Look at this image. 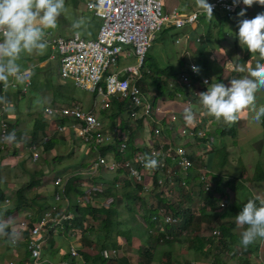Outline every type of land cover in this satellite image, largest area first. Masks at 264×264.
<instances>
[{
	"label": "built area",
	"instance_id": "built-area-1",
	"mask_svg": "<svg viewBox=\"0 0 264 264\" xmlns=\"http://www.w3.org/2000/svg\"><path fill=\"white\" fill-rule=\"evenodd\" d=\"M213 5L212 13L222 12L226 16L234 14L243 4H233L232 0H209ZM86 7L101 20L95 37L86 39L77 34L69 37L53 36L50 40L52 54L59 59V74L63 80H70L75 87L92 94L93 104L89 109H84L80 104L72 105H49L44 108V115L53 120L54 131L63 133L69 130L75 137L91 148L94 169H105L109 172L121 170L133 184L139 185V193H149L152 187L148 184L151 179L163 202H169L174 198L172 183H176L177 172L186 173L194 166V156L185 147L175 142V139H162L159 128L151 130L156 141L149 147L137 149L131 156L126 151V136L118 128L107 127L106 119L101 118L97 111L109 109L113 99H125L126 115L131 120L142 118V126L149 123L164 124L169 131L173 130L175 116L164 110V105L155 100L154 92L151 90L141 91L137 81L143 79L150 69L146 66V54L149 50L154 34L161 30L166 23L178 28L192 27L198 23L200 11H184L178 7L171 8L166 14H162L163 3L161 0H87ZM203 11V10H202ZM2 36V33H0ZM199 41V36L196 37ZM178 42V40H176ZM132 56L135 63L126 65L121 69L112 71L121 57ZM194 62H189L184 69L180 70L175 78L168 80L167 85L173 88L175 83L181 87L180 91L174 92V97L183 99L187 103L193 102L197 97L195 94L206 89L207 76L199 71L193 72ZM14 80L24 82L23 92L31 84L30 70H18L15 75H9ZM147 77V76H146ZM5 86H1V91ZM0 93V98H1ZM169 98V96H167ZM196 105L195 101L193 102ZM0 149L7 145L8 126L7 121L1 116L6 107L0 102ZM167 114V115H166ZM164 119V120H162ZM180 136L188 140L205 139L212 143L214 137L207 134L204 127L190 126L184 124L175 130L174 137ZM120 139L117 151L121 158L116 160L111 151L101 153V148L113 144ZM33 161L39 158L40 147L30 144L25 147ZM27 154V153H25ZM24 154V155H25ZM155 158V167H146L145 159ZM194 158V159H193ZM170 160V164L168 163ZM206 173V170L202 174ZM187 174V173H186ZM185 174V175H186ZM201 180L202 175L200 176ZM87 182V181H86ZM82 183L83 194L77 203H92L97 201V195L105 190L101 183ZM183 183V181H182ZM55 185H59L61 191L53 195V203L42 211L37 218H30L28 215L20 219L12 227L10 232L15 233L11 238L3 232L1 240L7 241L10 245L16 246L24 243L25 251L28 253L29 264H90L85 262L83 257L78 255L75 247L70 246L68 257L58 261H47L42 256L43 245L57 232H60L64 221H70L73 214L65 208L69 202L62 193L63 179L57 177ZM123 184L114 183L115 189H120ZM209 187L205 182L204 189ZM64 202V203H61ZM114 202L113 196L106 197L101 203L108 206ZM59 203L64 204V209L59 212ZM61 210V209H60ZM36 220L33 223V220ZM150 219L155 225H176L178 218L165 212L164 207H158L155 213L150 214ZM74 230L72 235H75ZM220 231L213 229L212 236H219ZM116 249L104 248L99 254L105 259L116 257ZM238 257V256H237ZM245 258V257H243ZM8 264H17L9 260ZM164 264H170L165 262Z\"/></svg>",
	"mask_w": 264,
	"mask_h": 264
},
{
	"label": "rangeland",
	"instance_id": "rangeland-1",
	"mask_svg": "<svg viewBox=\"0 0 264 264\" xmlns=\"http://www.w3.org/2000/svg\"><path fill=\"white\" fill-rule=\"evenodd\" d=\"M63 1L65 7L67 6V9H69L70 13L72 14L73 11H71V9H77V10L78 8L83 9L82 7L75 6V4L77 5L80 3H84L87 0H63ZM161 1L163 3V7H162L163 15L166 14L171 8L175 6L185 11L201 10V8L197 6V0H161ZM209 16H210L209 14L200 11V23L205 25L206 30H207V22ZM77 17L80 16L77 15L76 17H74V20ZM88 17H89V21L87 19L78 18L77 21H75L71 27L70 25H66L65 26L66 28L64 30H60L61 35L70 36L73 34L74 28H76L79 36L85 37L86 39H92L94 32L93 31L94 23H99L100 19L94 17L92 18L91 15H89ZM71 19H73V16ZM231 19L232 20L230 22H227V20H225L224 18H219L218 22H220L221 25L220 28L217 25H214L211 29L209 28L211 30V33H213V35L216 36L215 38L220 39L223 37V39H220L218 42L210 41L208 39V32H206L203 35L202 43H205L206 46L209 47V50H211L210 52L212 53L210 56L211 59L205 57L203 60H201L200 57L201 54L199 56V52H196V49L194 47L190 48L189 46L190 44L187 45L189 43L187 39H190L187 36V33L192 32L189 31V27L178 28L170 25V23L163 24L161 26V30L154 34V38L151 41L147 53L146 63L147 64L153 63L159 69H164L166 67H169L173 72L178 73L180 68H185V65H187L189 62H194L196 66H198L199 72L202 75H205L207 77L209 76L208 79L209 82L211 83L216 82L215 74H219L221 71H223L226 75H231L233 77L237 73L246 75L247 70L249 68L254 67L257 62H264V58L261 57L258 52L249 53L245 46L243 45L240 46V44L233 43L235 39L236 27L234 24L235 19L233 18ZM61 24H64V22L63 20L60 19L57 27L60 26ZM57 27H56V32L58 30ZM196 37L197 35L194 36V39H196ZM176 40H178V42H176ZM194 43L200 44V42L197 41H195ZM237 48H239L240 51H238ZM42 51L44 54V57H42V59L45 58L47 59V66H50V69L47 68V70L42 75H39L40 70L38 67L35 69L34 72L41 79L38 76L32 75L31 77L32 85L26 88V90L22 93V95L17 100L15 105L12 106V110H11L17 115V119H18L17 122H19V124H16V127H18V129L20 130H23L22 132L24 133L22 134L24 135L25 134L30 135L34 127L33 125L34 120L44 118L45 116L44 108L46 104H48V101L45 99L46 95H51L57 100V101L53 100V102L51 101V104L64 105L65 103H69L70 105H72L78 103L84 109H89L93 104L92 94L78 87L73 86L72 85L73 83L68 79L61 81L64 84V88H66V91L63 88H60L59 91L56 89L57 87H59L58 83L54 84L55 82H57L56 70L58 68L57 64L59 63L58 59L48 58V56L50 57V51L47 46H45L42 49ZM33 53L34 50L31 53L25 52L26 55ZM220 53H222L221 54L222 56L220 55ZM3 62H4V58H0V63ZM118 62H119L118 68H121L123 66L125 67L126 65L134 64L135 59L132 56L126 58L121 57ZM237 64L241 66L242 69L241 71L236 70ZM111 70L115 71L114 69ZM152 73H153L152 76H155V73L151 71V74ZM160 80L161 81L164 80L168 82L169 79L164 75H160ZM19 82L21 83V81H17L15 83L16 86ZM225 84L227 83L225 82ZM46 87H49L51 90H48ZM20 88H22V83L19 89ZM44 90L47 91L45 92ZM158 97L159 98H157V101L161 102L164 105L163 109L167 110L169 113L175 116V121L177 124L175 128L182 127L184 126L185 123L190 126L204 127L206 133L211 134L214 137L212 144L208 146L207 144H205L204 139L188 140L187 138L184 137L181 138L180 136L174 137L175 130L173 129L171 131H167L168 128L166 127V125L162 126L161 121H159L158 123L151 122L148 124L147 128L142 126L140 129H137L135 122L132 120H130L129 122L125 117L124 122L122 123V126L120 125V127L123 130L122 132L125 134L126 138L132 136L131 139L134 142L133 145L139 144L142 148L144 147L147 148L151 146L153 142L156 141V137L153 135L151 129L153 127L155 128L157 127L160 129L162 139L176 138L177 141H181L180 145L185 147L191 154H193L195 158L194 166L192 167V169L187 171L190 172L188 176L189 181L187 183L185 182L182 183V180H180V182L175 181L176 183H172L174 198L171 199L169 202H164V203L166 204L173 203L174 205L177 204L178 206H180V203L183 202L185 206L189 207L190 209L193 206L194 208L192 209V211L197 212L198 209L197 206H195V204L200 201L201 204H203L202 196H201V192H202L201 188H203L205 182H209V187H211L212 189L216 188L218 190V192L215 195L216 196L215 198L219 199L218 202L220 206L219 210H222L228 203V201L223 200L224 198L222 197L220 198V195L218 194L223 191L220 188H224L225 184L227 183L229 184V186H231L232 184H234L235 186L237 184L238 185L245 184L244 187L239 189V191L247 197L246 201L250 198H254V196L257 195V193L260 195V197H264V180L251 179V178L247 179L249 178L248 176L251 175L253 176L255 170L254 168L256 165H260L261 169L264 171V131L261 126V117L259 120L254 118L256 111L261 106H264V86L258 87L255 90L253 104L246 106L238 114V119L232 123H226L221 118H216L210 114H205L204 111L198 105L197 98L194 100L196 103V105H194L193 104L194 101L191 103H187L183 99H177L176 97H174V94H170L169 98L167 97L166 94H162ZM162 97H165V99H163ZM58 99H60V101ZM185 108H191L193 110V120L190 123L186 122L183 119V112ZM107 111L108 112L106 114L109 115L110 111L109 110ZM106 121L109 122L108 119H106ZM50 123L51 122H49V124ZM105 124L108 125V123ZM230 127H233L234 132L221 133V129L230 128ZM46 130H49V128H46ZM50 131L53 132L52 130ZM14 132L15 135H20L19 130L17 132L16 130H14L13 133ZM53 133L56 135L61 134V133H56L55 131ZM144 135L146 136L145 139L142 138V136ZM57 137L58 136H54L53 138H51V140L54 141V143L55 142L60 143ZM138 137L141 138V142L137 141ZM23 149L24 146L20 151H22ZM61 150L64 151L66 150V148H61ZM0 151L2 152L3 150L0 149ZM41 152L43 151L41 150ZM50 155L51 154L48 152L46 158L47 156L49 158ZM43 156H45V154H43ZM207 158H208V162H206ZM52 160H50V165ZM239 160L242 165H246V167L248 168L247 173L246 172L243 173L244 178L243 177L239 178V174L241 172V168L238 163ZM170 162L171 161L169 160L168 163L170 164ZM4 163L18 165L14 157H10ZM206 164H208V166ZM204 170H206V173L204 172V174H202ZM186 173L177 172L180 179L186 177L187 176ZM201 175L204 180L200 179ZM53 176L54 174L52 170L50 172V180ZM86 180H88L86 183L95 182V183L103 184L102 180L93 181L92 178ZM242 182H244V184ZM79 183L81 185L83 182L80 181ZM148 184L152 187L149 195L148 194L142 195L144 200H142L141 202L137 201L138 202L137 203L136 200H133L132 202V206L134 205L133 208L135 207L134 209L141 211L143 215L149 214L150 211L149 207H151L152 205H156V197L154 195L156 189L151 179H148ZM49 185L50 186H48V191H49L48 195H52L53 194V189L51 186L52 182H50ZM103 185L105 186V184ZM31 190L33 189H30V191ZM183 190L185 192L184 197L181 195V192H183ZM121 191L122 188L120 189V191L117 192H121ZM27 192H29V190H26L24 192V196L26 199H29V197L28 198L26 197ZM187 192H189L188 197L186 196ZM115 201L116 199L114 198V202ZM124 202L125 201L120 200L118 203L116 202L115 204L116 208L118 209V212L120 213L117 216V218L121 220L122 223L121 226L123 227H125L127 223L128 225L130 224L134 225L133 221L127 220L131 217H129L127 212L125 211L126 208H124ZM165 210L168 211L167 209ZM35 214L37 213L35 212ZM193 215L195 218L197 214H194L193 212ZM141 221L142 218L139 220V223ZM216 224H218L217 221ZM87 225H91V223H88ZM207 227L208 225H206L205 223L200 228L199 235L201 232H203L204 237L208 236L210 230H208ZM173 228L174 225H160V224L150 228L149 231L150 235L156 236L158 233L163 232L165 234L163 236L165 237L169 236V238L173 240L171 244L170 243L166 244V242H161L157 245L154 244L153 246L155 248L152 246L155 249V254H154L155 258L152 264H164L165 262H167L166 259H170L168 260L170 264H232L237 262L235 256L233 255L235 254L236 249L233 245L231 246V244H236V243L230 242L231 240L228 241L229 238L224 241L225 244L222 246V248L227 247L228 249H231L227 254V256H224L223 254L221 255L219 254L216 257L212 251L214 250V247L215 249L218 248H216L214 244L211 245L213 249L211 248L209 249V251H208V245L205 244L203 252H196L193 247L195 245V243L193 242L194 233L187 234L184 233L183 231L181 233L179 232L177 235V233L175 232L176 229ZM202 228L204 229L203 231L201 230ZM172 230H174V235L171 233ZM230 231L232 232L231 229ZM233 232H235V230H233ZM82 233H83L82 231L76 230L75 235H71L67 237V239H64L63 240V243L65 244L63 247L64 250L60 249L59 252L60 255L66 253L68 254L70 246L75 247V249L78 251V255L81 252L86 253L90 256H93L96 253H98L100 250L101 242L93 241L89 245L86 244L83 245L81 241ZM236 233L237 234L232 235L233 241H239V233L238 232ZM1 234H3V231H0V235ZM96 237L97 236H91L90 238L93 239ZM172 237L175 238L173 239ZM213 237L217 238V236H213ZM1 238L2 236H0L1 264H8L9 260H12L13 258L16 259V257H13L14 256L13 252L15 250H16L14 252L15 255L18 252L20 256L23 255V253L20 251L19 248L10 245L7 241L1 240ZM176 238H178V240H175ZM17 245L21 246L23 245V243L21 242L18 243ZM138 245L139 242L135 238L134 242H131L130 245L128 246L125 245L124 248L118 250L117 258L120 259L124 258L125 256L123 249L128 247L129 248L128 254L130 255L133 263L136 264L138 258L137 257ZM246 247L249 252H253L256 248L261 249L262 256L260 257V255L258 254L259 255L258 258L260 257L262 262H264V238L258 237ZM112 249L115 248L113 247ZM249 252L247 254H244L240 251H237L236 257L237 256L242 258L246 257L248 254L250 255ZM220 256L226 258L222 261L219 260Z\"/></svg>",
	"mask_w": 264,
	"mask_h": 264
},
{
	"label": "crops",
	"instance_id": "crops-1",
	"mask_svg": "<svg viewBox=\"0 0 264 264\" xmlns=\"http://www.w3.org/2000/svg\"><path fill=\"white\" fill-rule=\"evenodd\" d=\"M63 3H64V1H63ZM75 6L82 7L83 9H80V8H78V10L77 9H71V11H73V13H74V14L73 13L71 14L70 10L67 9V6L65 7V5H64L60 15L57 17L56 26L54 28L43 29L42 39L45 43V46H47L49 48L50 55L52 54V49H51V45H50V40L53 37L52 35L63 36V35H61L60 30H64L66 28L65 27L66 25H70V27H71L73 25V23L75 21H77L78 18L87 19L88 21H89V17H88L89 15H91L92 18L93 17L98 18L92 13V11H90L86 7V2L77 4V5L75 4ZM256 6H257V8H256ZM241 8H245V16L246 17H252L257 12H259L260 9H261V11L264 10V4H258V3L254 2L251 6L242 5L231 16H226L222 12L212 13L213 16L212 15L209 16V19L207 22V28L211 29L214 25H217L220 28L221 25H220V22H218L219 18H224L225 20H227V22H230L232 20L231 18L235 19L234 24L236 27V25L238 24V21L243 18V17L237 16V13L240 11ZM68 13H69V15H68ZM86 13L89 15H87ZM203 13H205V12H203ZM77 15H79L80 17H77L74 20V17H76ZM72 16H73V19H71ZM60 19L63 20L64 24H61L60 26L57 27ZM72 20H74V21H72ZM201 20H204V19H201ZM70 21H72V22H70ZM100 23H101V20L99 23H94L93 37H95ZM56 27L58 28L57 32H56ZM189 31H192V32L187 33V36L190 38V39H187V41H189V43L187 45L190 44L189 45L190 48L194 47L196 49V52H199V56L201 54V56H200L201 60H203L205 57L211 59V57H210L212 54L210 52L211 50H209V47L206 46L205 43H202V39H203V35H204L203 33L207 30L205 28V25L200 23V16L198 18V23L195 25L194 28L190 27ZM210 32H211V30H210ZM74 34H77L79 36L76 28H74L73 34L70 36H73ZM195 35L199 36V41H197V42H200V44L194 43L196 41L194 39ZM63 37H69V36H63ZM80 37H82V36H80ZM215 37L216 36H214L213 33H211V35L208 37V39L210 41H216V42H218L220 39H223V37L220 39L215 38ZM0 38H2V36H0ZM233 43L239 44L238 39L236 37H235ZM237 50L240 51L239 48H237ZM221 54L222 53H220V55ZM42 57H44L42 50H38V51L34 50L33 54H28V55H26L25 52H21L16 59V63L19 66L18 70L22 71L25 69H29L30 70V79H31L32 75L38 76L34 72L35 69L38 67L40 70L39 75H42L47 70V68L50 69V66H47V59L46 58L42 59ZM128 57H131V56H128ZM48 58H50V59L57 58L58 59V57L56 55L54 57L48 56ZM58 62H59V59H58ZM208 62H209V60H208ZM118 64H119V62L112 69H114V70L121 69L122 67L118 68ZM59 65L60 64L58 63L57 64L58 68L56 70L57 71V77H56L57 82H55L54 84L58 83L59 85H61L62 84L61 81H64V80L60 77ZM115 68H117V69H115ZM180 69H182V68H180ZM237 74L234 75V77H233L231 75H226L223 71H221L219 74H215V75H216V80L218 79V80H222L224 83L225 82L228 83V80H230L232 78H237V77L243 76L241 73L238 75ZM17 81H21L22 88L19 89V87L21 86L20 82L18 83L19 85L17 84L18 87L16 86L15 83ZM209 83H211V82H209ZM212 83H214V82H212ZM1 85H4L5 89H3L1 91L2 94H1L0 102L3 103L6 107L5 112H3L1 116L7 121L8 133L9 134L12 133L15 136L12 141H8V145H5V147L3 149H1L3 151L2 152L0 151V167H1L0 168V193L3 192L5 195V198L3 200H0V224H3L6 226L5 229L3 230V232L8 230V233H10V230L12 229V227L15 226L20 219H23L27 215L30 218H32V217L37 218V216L39 215L38 213L35 214V211L38 209L35 207L31 208L30 206H27V207L20 208V209L15 208L16 190L18 188H21L24 185H26L29 182V180L36 181L35 185H37V186L35 188H33V190H31V191L29 190V192L26 193V197L27 198L29 197V199L34 198V201H32V203L42 204L45 208H47V207L52 205V203L54 202V201H52L53 195L55 194V192H57L59 190L58 189L59 185L54 184V180L57 177H61L65 181L67 179V177L78 174L81 177V181L83 183H85L86 181H88L86 179L97 177L100 168L94 169V159H93L91 148L89 146L84 144L79 138L75 137L69 130H66L65 132H63L59 135L54 134L53 133L54 132L53 131V129H54L53 128V126H54L53 120H50L45 116L43 119H45L48 122V126L46 128H49V130L45 129V131L42 134H39L41 137L40 139L46 140V139L53 138L54 136H58L57 138H58V141L60 143H56V142L54 143L52 149L49 151V153L51 154L49 156V158H48V156L46 158V155H48V153L43 151V147L40 144V142L33 143V144L37 145L38 147H40L39 158L36 161H33L31 159L29 152L25 151L26 149H23L22 151H20L23 146L25 148V147H27V145L30 144L31 133H30V135L22 134V133H24V132H22L23 130H20V129H18V127H16V124H19V122H17L18 121L17 115L11 110H12V106L15 105V103L17 102V100L20 98V96L23 93L24 82L22 80H14L13 81L8 76L7 81H2ZM31 85H32V81H31L30 86ZM46 88L48 90H51L49 87H46ZM44 91L46 92L47 90H44ZM45 99L48 101V104H46V106L53 105V104H51V101L53 102V100L57 101L51 95H46ZM163 99H165V98H163ZM58 100L60 101V99H58ZM66 104L70 105L69 103H65L64 105H66ZM58 105H60V104H58ZM0 112H1V110H0ZM98 113L101 116V111L97 112V114ZM21 114H24V113H21ZM36 120H34V123ZM50 121H51V123L49 124ZM34 123H33V125H34ZM108 125H109V123H108ZM108 125H107V127H109ZM176 125L177 124L175 121L174 126H176ZM14 130H16V132L19 130L20 135H15V132L13 133ZM50 130H52L53 132H51ZM167 131H169V130L167 129ZM142 138L145 139L146 136L144 135V136H142ZM137 141L141 142V138L138 137ZM175 142L177 144H180L181 141H177V139H176ZM137 145H139V144H136V147H139ZM61 148H66V150L62 151ZM41 150L43 152H41ZM25 153H27V154H25ZM43 154H45V156H43ZM10 157H14L16 159V162L18 165L5 164L4 162L7 159H9ZM52 159H54V160H52ZM50 160H52L51 165H50ZM206 162H208V158H207ZM238 163H239L240 168H241L239 178L240 177L244 178L243 173L244 172L247 173L248 168L246 167V165H242L240 160L238 161ZM206 165L208 166V164H206ZM52 170H53V174H54L55 178L52 177L50 180V172ZM248 177L249 178H247V177H245V178H247V179L251 178L252 179V175L248 176ZM188 181H189L188 178L184 179L185 183H187ZM50 182H52V185H51L52 189H53L52 195H48L49 194L48 186H50L49 185ZM242 183L244 184V182H242ZM244 185H238L237 184L235 186L234 184H232L231 186H229V184L227 183V184H225L224 188H220L221 190H223L222 192L224 194H226V195L228 194V200H227L228 203L226 204L225 210H219V209L217 210L216 209L217 210V211H215L216 216L221 215V217H218L219 220H216V221L218 223L219 222L224 223L227 221L228 223L226 225H227V227L229 226L230 229L232 230V232H231L232 235L237 234L236 232H238L240 234V232L242 231V227L238 226L235 222V215L239 212L240 207H242V205L246 202V199H247V197L239 191V189L244 187ZM188 194H189V192H187V195H186L187 197H188ZM46 195H48V196H46ZM254 197L258 201H264V197H260V195L258 193ZM41 201H43V202H41ZM59 204L61 205L60 206L61 210L59 209V212H61L65 207H64V204H61V203H59ZM153 206L154 205H152L151 207H153ZM195 206H197V209H199V208L201 209V201L197 202L195 204ZM193 208L194 207L192 206L191 209H193ZM208 211H210V210L206 209V211H204V214L210 215L211 213H209ZM231 211H232V216L229 217V213ZM38 212H40V211L38 210ZM32 213H34L35 216ZM139 213H140V211H139ZM141 214H142V212H141ZM200 224H201V227L204 225L203 222H200ZM233 230H235V232H233ZM68 235H72V232L69 233ZM68 235H62L61 231L54 234L53 238H50L48 240V242L45 243V245H43L42 256L44 257V259H46L47 261L48 260L49 261H56V260L65 259V257L62 256L63 254L60 255L59 252H60V249L64 250L63 247L65 244L63 243V240L67 239V237H69ZM200 235L204 236L203 232H201ZM50 240H52V241H50ZM229 240H231L230 242L236 243V244H231V246L233 245L235 247L236 252L237 251L242 252L245 249H247V247L240 245L239 241H233L232 237H230L228 239V241ZM15 247L19 248L20 251L23 253V255L20 256L19 252L15 255V253H14L16 251L15 250L13 252V254H14L13 257H16V259L13 258L12 260L16 261L17 264H29L28 253L25 251L24 244L21 246L16 245ZM210 248H212V247H210ZM230 250L231 249H228L227 247L226 248L219 247L218 249H215V247H214V250L212 252L216 257L219 254L220 255L223 254L224 256H227V254L229 253ZM242 253L247 254L248 252H246V253L242 252ZM249 253H250V255L248 254L245 258L235 257L237 262L232 263V264H264V262H262V260L260 259V257L262 256V250L261 249L256 248L253 252H249ZM209 254H210V252H209ZM209 254H206V255H209ZM258 254L260 255L259 258H258V256H259ZM225 258L226 257L220 256L219 260L223 261ZM131 262L133 263V261H131ZM46 264H48V263H46Z\"/></svg>",
	"mask_w": 264,
	"mask_h": 264
},
{
	"label": "trees",
	"instance_id": "trees-1",
	"mask_svg": "<svg viewBox=\"0 0 264 264\" xmlns=\"http://www.w3.org/2000/svg\"><path fill=\"white\" fill-rule=\"evenodd\" d=\"M238 29V24L236 25V31ZM235 31V33H236ZM208 32V37L211 35L210 29L207 28V31H205L203 34ZM236 37V36H235ZM148 53V52H147ZM147 59V54H146ZM147 68L150 69V72L146 74V76L137 81V85L141 89V91H148L151 90L154 92V101L159 98L158 96L162 94H166L169 96L170 94H173L176 91H180L181 87L179 84L175 83L174 87L171 89L168 87L166 81L160 80V75H164L167 78H175L177 73L173 72L169 67H166L164 69H159L156 67L153 63L152 64H146ZM151 71L155 73V76H152ZM151 74V75H150ZM1 82L0 81V93H1ZM73 85V84H72ZM74 86V85H73ZM153 87V88H151ZM164 87V88H163ZM60 88H63L66 91V88H64V84L62 83L57 87V90L59 91ZM155 90V91H154ZM128 102L118 99H113L111 102V105L109 109L101 110V118L108 119L109 120V127L115 128L118 127L121 131H123L120 127L122 126V123L124 122V119H126L130 122V118L126 115L125 108ZM110 111L109 115L106 113ZM106 117V118H105ZM133 121V120H132ZM51 122V121H50ZM135 125L137 129H140L142 127V118H139L137 120H134ZM8 126V125H7ZM48 126V122L41 118L37 119L34 123V127L31 131V141L30 144L38 143L43 147L44 152H49L53 145L54 141L50 139H40V135L42 134L46 127ZM261 126L264 131V115L261 116ZM52 127V126H51ZM54 128V126H53ZM52 128V129H53ZM54 131V130H53ZM234 132L233 127L230 128H223L221 129V133H230ZM137 134V133H136ZM132 137V136H131ZM131 137L127 138L126 145L127 149L126 151L129 153V156L133 154V152L137 149H141V146L139 147L134 146V142L132 141ZM208 142V141H207ZM120 139H116L113 144L109 145L108 147L101 148V153L105 154L106 151H111L114 154V158L116 160H119L121 158V154L117 151L116 146L119 145ZM194 159V158H193ZM195 161V160H194ZM254 174L252 176V179H258V180H264V171L261 169L260 165H256L254 168ZM190 172H187V176L183 179H179V175L177 174L175 176L176 181L180 182V180L187 179ZM55 178V176H53ZM80 179V180H79ZM92 180H102L103 184H105V190L103 193L97 195V201H94L92 203H77L76 199H79V197L83 194V187L80 185L81 177L76 174L72 175L70 177H67V179L63 180V189L62 193L64 197L69 202V205L65 208L67 212H70L73 214V218L70 221H64L63 227L61 230L62 235H68L69 233L73 232L74 230H80L82 231L81 241L86 245L91 244L93 241H100V250L104 249L105 247H108L107 249H112L113 247L117 250L116 257L114 259H105L103 258L99 252L96 253L93 256H90L86 253H79L85 262L91 263V264H133L131 261V257L128 254L129 248L126 247L123 249L124 251V258H117L118 250L124 248L125 245H130L131 242H134V239L136 238L139 242V245L137 247V261L136 264H152L154 262V254H155V247L154 244L157 245L161 242H166V244H171L173 240L169 238V236L165 237L163 232L158 233L155 235H150V228L155 226V223L151 221L150 214L155 213V211L158 209V207H164L168 211L165 210V212L170 213L171 215H174L178 218V221L176 225H174L173 229H176L175 232H185L187 234L194 233L193 236V242L195 245L193 246L196 252H203L205 244L208 245V251L211 249V245L214 244L216 248L222 247L225 243L224 241L230 237H232V233L230 231L229 226L227 227V221L224 223H218L216 224V220H219L218 217H221V215H217L215 211L219 209V199L215 198L216 193L218 190L212 189L210 187L207 189L202 188L201 196L203 204H201V209L199 208L197 212L192 211L189 207H186L183 202L180 203V206L177 204H166L163 202V200L159 197L158 193L155 192L154 195L156 197V205L153 207H150L149 214L143 215L141 214V211L139 213L138 210L134 209L132 206L133 200H136V202H141L144 200L142 195L144 194H138V191L141 189L139 185L132 184L130 179L127 177V175L122 172L121 170H116L114 172L106 171L105 169L100 168L98 176L95 178H92ZM36 181L29 180V182L24 185L21 188H18L16 190V203L15 208L20 209L27 206L38 208L35 212L40 214L42 211H44L46 208L42 204L32 203L34 201V198L26 199L24 197V192L26 190H30L35 188L37 185H35ZM114 183H121L122 185V191L120 189H115L113 187ZM135 189H134V188ZM58 191H61L60 187L58 188ZM116 190V191H115ZM56 193V192H55ZM121 193V194H120ZM220 195V198H224V201H227L228 194L224 193H218ZM181 195L184 197L185 192H181ZM108 196H113L116 201L113 204H110L108 206H105L101 202ZM119 197V198H118ZM5 198L4 193H0V200H3ZM255 198V197H254ZM30 200V201H29ZM120 200L125 201L124 202V208L127 212L128 216L131 217L127 219L128 221H133L134 225H127L125 227L121 226V220L117 218V216L120 214L118 212V209L116 208L115 204L118 203ZM135 202V203H136ZM137 202V203H138ZM64 203V202H61ZM46 206V205H45ZM61 206V205H60ZM44 207V208H43ZM43 208V209H42ZM60 209V207H58ZM206 208L209 209L208 214H204V211H206ZM217 209V210H216ZM226 206L222 209L225 210ZM38 210L40 212H38ZM194 214H197L194 218ZM222 214V213H221ZM141 215V216H140ZM232 216V211L229 213V217ZM142 218V221L139 223V220ZM197 218V219H196ZM144 219V221H143ZM33 223L36 222V220L32 219ZM200 222H203V224L206 223L208 225L207 229L210 230V234L206 237L199 235V230L201 228ZM88 223H91V225H87ZM209 223V224H208ZM230 225V224H229ZM95 229V230H94ZM213 229H218L220 231V234L217 238L213 237L211 235V231ZM203 230V228L201 229ZM8 233V230L5 231ZM76 232V231H75ZM171 233L174 235V230L171 231ZM71 236V235H68ZM91 236H97L96 238L91 239ZM136 236V237H134ZM173 239L175 237H172ZM175 240H178L176 238ZM52 241V240H50ZM21 243V242H20ZM24 244V243H23ZM154 248H153V247ZM99 250V251H100ZM242 252H249L248 249H245ZM169 254V253H167ZM235 257L237 255V252L233 254ZM63 257H67V253L62 255ZM62 257V258H63ZM170 259H166L168 262ZM115 262V263H114ZM169 263V262H168ZM46 264V263H45Z\"/></svg>",
	"mask_w": 264,
	"mask_h": 264
},
{
	"label": "clouds",
	"instance_id": "clouds-1",
	"mask_svg": "<svg viewBox=\"0 0 264 264\" xmlns=\"http://www.w3.org/2000/svg\"><path fill=\"white\" fill-rule=\"evenodd\" d=\"M232 2L234 5L242 3L245 6H251L254 2L264 4V0H232ZM63 6V0H0V33H2L0 58H4V62L0 63V81H6L9 75L18 73L19 66L16 59L21 52L31 53L33 50L38 51L45 47L42 39L43 29L56 26L57 17ZM197 6L201 8L198 11L203 10L202 12L212 15L213 5L209 0H197ZM237 16L243 17L238 21V29L235 33L240 46H245L249 53L258 52L264 57V11L246 17L245 8H241ZM236 70H242L239 64L236 65ZM192 71L198 72V66L193 65ZM261 86H264V62H257L254 67L247 70L246 75L232 78L227 84L218 79L214 83L206 82V89L195 95L198 105L205 114L232 123L238 119V114L246 106L253 104L255 90ZM262 115H264V106L256 111L254 118L259 120ZM183 119L192 122L191 108L184 109ZM174 123L173 128L176 130ZM6 139L12 141L14 134L10 133ZM204 142L208 146L212 144L207 143L205 139ZM144 163L146 167L157 165L155 158H146ZM149 193L138 191L141 195H149ZM235 222L242 227L239 234L240 245L246 247L256 238H264V201H258L256 198L248 199L235 215ZM5 227L0 224V231ZM8 234L11 238H15L14 232Z\"/></svg>",
	"mask_w": 264,
	"mask_h": 264
},
{
	"label": "bare ground",
	"instance_id": "bare-ground-1",
	"mask_svg": "<svg viewBox=\"0 0 264 264\" xmlns=\"http://www.w3.org/2000/svg\"><path fill=\"white\" fill-rule=\"evenodd\" d=\"M167 83V82H166ZM177 84V83H176ZM99 112V111H98ZM169 161V160H168ZM205 182V181H204ZM203 184V183H202ZM209 189H210V187H209Z\"/></svg>",
	"mask_w": 264,
	"mask_h": 264
}]
</instances>
